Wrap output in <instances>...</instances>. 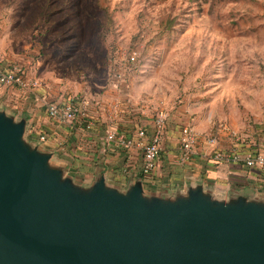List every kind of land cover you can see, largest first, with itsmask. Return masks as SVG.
Listing matches in <instances>:
<instances>
[{
	"label": "rangeland",
	"instance_id": "obj_1",
	"mask_svg": "<svg viewBox=\"0 0 264 264\" xmlns=\"http://www.w3.org/2000/svg\"><path fill=\"white\" fill-rule=\"evenodd\" d=\"M0 65L87 107L110 87L135 116L264 140V0H0Z\"/></svg>",
	"mask_w": 264,
	"mask_h": 264
},
{
	"label": "water",
	"instance_id": "obj_2",
	"mask_svg": "<svg viewBox=\"0 0 264 264\" xmlns=\"http://www.w3.org/2000/svg\"><path fill=\"white\" fill-rule=\"evenodd\" d=\"M0 109V264H264V197L82 184Z\"/></svg>",
	"mask_w": 264,
	"mask_h": 264
},
{
	"label": "crops",
	"instance_id": "obj_3",
	"mask_svg": "<svg viewBox=\"0 0 264 264\" xmlns=\"http://www.w3.org/2000/svg\"><path fill=\"white\" fill-rule=\"evenodd\" d=\"M7 87L8 94L2 96L0 93V109L17 118H27L28 138H36V133L44 134L45 139H39L41 147L53 152L54 162L62 164L77 182L90 184L102 173L108 182L121 189L140 178L146 191L160 194L183 192L189 185L201 183L206 190L223 198L234 193L264 197V171L212 159L213 150L235 146L233 137L223 131L219 132L215 145L201 141L190 159H182L180 128L189 122L184 113L172 112L167 120L160 157L154 169L143 174L142 150L107 138L108 132L114 131L136 139L138 125L151 131L153 118L149 111L142 118L132 113L137 102L126 101L108 87L103 96L92 98L87 118L62 122L50 118L46 112L49 102L66 99L61 98L58 90L39 86L34 89ZM109 95L115 100L109 102Z\"/></svg>",
	"mask_w": 264,
	"mask_h": 264
},
{
	"label": "built area",
	"instance_id": "obj_4",
	"mask_svg": "<svg viewBox=\"0 0 264 264\" xmlns=\"http://www.w3.org/2000/svg\"><path fill=\"white\" fill-rule=\"evenodd\" d=\"M138 51L132 50L128 56V62L134 63ZM115 81L122 79L121 73L115 74ZM0 85L15 86L21 89H34L38 82L36 79L26 77L24 71L15 65H0ZM88 102L81 96H69L62 101L49 102L46 105V112L52 119L62 122H73L79 118H87ZM169 116L167 113L159 111L152 120L151 131L146 130L144 126L136 127L134 138H128L123 134L114 131L108 132L107 138L127 146H136L142 150L141 172L149 174L155 167L157 159L162 151L163 137L166 131V124ZM235 141V146L230 149H215L211 153L214 161L231 164H241L247 168H254L264 171V140L257 146H249L244 142L241 136L236 133L231 135ZM39 139H45V135L39 133ZM218 137L211 134H201L190 122L184 123L180 128L179 144L181 147V157L184 160L190 159L198 149L201 141L211 145L217 143Z\"/></svg>",
	"mask_w": 264,
	"mask_h": 264
}]
</instances>
